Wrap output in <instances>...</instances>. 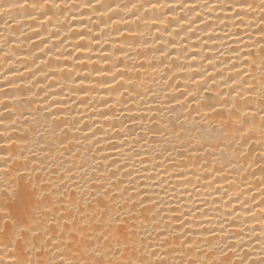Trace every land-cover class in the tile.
<instances>
[{
    "label": "bare ground",
    "instance_id": "6f19581e",
    "mask_svg": "<svg viewBox=\"0 0 264 264\" xmlns=\"http://www.w3.org/2000/svg\"><path fill=\"white\" fill-rule=\"evenodd\" d=\"M99 2L114 11L100 8L95 13L86 7H99L98 0H62V7H68L57 12L59 20L54 16L51 24L0 14V147L12 137L29 161L28 171L20 175L0 171V217H8L0 221V242L11 239L18 264H152L151 251L165 237L175 248L167 249L168 264L204 260L205 253L232 264H240L245 252L258 260L264 229L248 214L251 205L240 204L253 194L259 199L260 180L249 174L255 171L259 177V168L254 164L249 169L252 157L246 161L239 155L249 147L221 144L223 153H203L197 138L209 128L214 136L223 135L228 112L222 102L231 85L223 84L221 77L227 80L235 74L230 71L237 60L233 49L249 39L245 33L253 29L248 25L264 14L260 0H244L256 5L248 13L252 20L234 19L219 9L210 12L205 7L209 0H159L164 6L148 18L164 23L155 25L131 16L137 11L132 5L145 0ZM6 3L0 0V7ZM181 4L195 5V11ZM109 16L120 23L112 24ZM117 27L124 36L115 32ZM129 29L144 34L133 36ZM161 50L172 55L165 58ZM254 51L247 71L253 73L250 83L259 99L264 69L259 51ZM117 63L122 75L113 68ZM105 67L111 73L97 75L95 70ZM213 76L220 87L213 84ZM193 78L204 88L212 86L213 92L201 89V95L212 97L223 116L201 119L192 111L197 104L181 93L196 89ZM105 81L111 87L104 86ZM178 98L182 105L176 103ZM260 124L257 116L251 129L245 128V135H253L248 143L256 157L264 150ZM228 139L241 140L239 133ZM194 147L197 151H190ZM229 199L234 203L226 207ZM231 208L240 210L239 217L229 215ZM45 229L51 242L43 236ZM182 233L199 246L179 248ZM229 243H242L244 250L222 255L220 249ZM2 248L0 243V254ZM29 248L32 254L26 260Z\"/></svg>",
    "mask_w": 264,
    "mask_h": 264
},
{
    "label": "snow or ice",
    "instance_id": "6c2138e0",
    "mask_svg": "<svg viewBox=\"0 0 264 264\" xmlns=\"http://www.w3.org/2000/svg\"><path fill=\"white\" fill-rule=\"evenodd\" d=\"M98 3L99 7L91 3L87 4L86 7L91 8L92 11L95 13H99L100 8H107L109 11H114L111 5L105 6V4L99 2V0ZM163 6L164 5L159 3V0H145L143 4L132 5V8L136 9L137 11L131 12V16L135 17L137 20H143V23L146 25L164 23L163 20L158 21L155 18H148L149 13H152L154 16L155 10ZM185 6H187L190 10L195 11V5H179L180 8H184ZM67 7L68 5L66 3H63L62 7V0H60V2H58V0H7V3L4 6L0 7V14H3L7 17H11L12 20H18V18L27 17V19L29 20H39L41 23H44L46 20L49 24H51L54 16H56L57 20H59L57 12H62ZM205 7L209 8L210 12H216L217 9H219L220 11L231 12L233 18L238 19L248 16L249 10L255 8L256 5L246 3L244 2V0H235V3L230 2V0H225L224 3L220 4L211 3V0H209V3L205 5ZM259 8L262 10V12H264V0H260ZM141 9H143V13L141 15H137V13L140 12ZM13 12H15L14 16ZM101 15H103V13H101ZM197 17H199L198 12ZM89 19H91V17H89ZM215 19L222 20L223 17L216 16ZM248 19L252 20L251 16H248ZM108 20L111 21V23L114 25L120 23V21L115 19L114 16H109ZM124 23H128L127 19H124ZM257 24L259 25V27H254ZM248 28L253 29L252 31H246L245 33L249 37V39L240 41L241 46L239 48L233 49V53L236 55L237 60L239 61V63L237 62V60H233L231 62L230 71L235 70V74L229 75L227 80H223V78L221 77L223 84L231 85V89L227 94L228 99H225L222 102L223 107L228 112L227 118L222 121L221 125L223 127V135L214 136L212 134L211 128H209L206 130L203 136L197 138V144L199 145L198 151L203 153H207L209 149H219L221 153H223L224 149L220 147L221 144L230 145L233 143H238L240 148H243L245 146L249 147V151L247 153L241 152L239 153V155L243 157L246 161L248 157H252V160L248 162L249 169L253 168L254 164L259 168V177L256 176L255 171H251L249 173L254 178L260 180V183L256 185V187L259 188V199H257V195L253 194L251 195L250 199L240 201V204L242 207H247L251 205V207H248V214L252 216L253 220H259L261 222V228L264 229V150L260 151L258 157L254 156L253 154L256 153V149L252 148L251 145L248 143L249 141L253 140V135L251 134V131H249V133L245 135V128H248L250 130L257 116L261 118V129H264V76L261 77V94L259 99H257L254 96L256 87L254 84L250 83V81L254 79L253 73L247 71L249 67V58L255 57L256 52L254 50L259 51L261 57V67L262 69H264V14L260 16L259 21L252 20V23L248 25ZM114 30L120 36L125 35V33L122 32L119 27L115 28ZM188 30H191V25H189ZM149 31H151V29H149ZM157 31H159V29H157ZM164 31H167V26L164 28ZM128 34L133 36L139 34L142 36L144 33L132 32L129 29ZM169 35H171V33H169ZM238 35L239 34H234L235 37H238ZM253 36H256L257 39L252 40L251 37ZM79 38L81 40L84 39L83 32L79 33ZM212 38L213 37L211 36L209 37V39ZM155 39L158 41L160 37L156 36ZM113 43H116V41H113ZM141 43L143 44L144 42ZM61 44H63V41H61ZM45 46L47 45L45 44ZM76 47L78 49H82L83 45H77ZM161 55H163L165 58H168L172 54L161 50ZM77 59L80 58L77 57ZM193 59H195L194 56ZM104 62H107L106 55L104 57ZM189 67L192 68L194 67V65H189ZM252 67L255 68L256 65L253 64ZM113 68L116 70L117 73H120V75H122L119 63L113 65ZM95 71L97 75L101 76L109 75L111 73V70L107 67L99 68ZM205 71H207V69ZM116 79L117 76L112 75V81H115ZM211 80L213 84H215L217 87L221 86L217 84L216 77H211ZM103 83L104 86L111 87L110 82L105 81ZM193 83L196 84V89H189L187 93H181V95H183L185 99L191 96L192 100L189 101V103L195 101L197 107L192 109V111L196 113V116L200 117L201 119H209V117L213 115L223 116V111L220 108H217L215 104L211 103L212 97H204L201 95V89H203L204 92H213L214 89L212 88V86L209 85L207 88H204V86L201 85L198 81H196L195 78H193ZM204 83L207 84V81H205ZM12 87H16V85L13 84ZM36 95L39 96V93H37ZM220 95H223V93H220ZM198 96H200V99H197ZM176 103L182 105L184 101L178 98L176 100ZM216 103L221 102L217 101ZM256 105H259L258 110ZM6 112L11 113L12 109L7 108ZM249 114H251V116H249ZM189 117H191L193 120H195L196 118L195 116H192L191 112L189 113ZM233 117H235V119H233ZM236 133H239L241 140L237 141L235 139H228L230 134L235 136ZM261 143H264V140H262ZM15 144L16 141L12 137H7L5 139L6 146L0 147V152H2V154H0V171H3L5 174H7L8 171H15L18 175H20L21 170L25 172L28 171L29 161L25 159L23 153L20 152L18 148L14 147ZM190 151H197V148L194 147L193 149H190ZM21 161H23V163H21ZM223 167H226V165H224ZM239 167L241 170H243V164H240ZM31 171H35V169L33 168ZM3 195V193H0V196ZM241 195H247V192L241 193ZM235 199L239 200V196H237ZM143 203L144 202L141 201V204ZM230 203H234V201L232 199H229L225 202V206L227 207ZM255 211L260 212L259 217L255 215ZM232 213H235L236 217H239L240 210L238 208H231L229 210V215H231ZM205 215H207V213H205ZM7 219L8 217L6 216L0 217V221ZM119 221L120 218L117 217V222ZM243 223L246 224L248 223V221H243ZM17 227L20 226L18 225ZM31 231L36 232L37 235H39L35 227H33ZM251 231L256 232L257 229L252 228ZM214 234L215 233H213V235ZM43 236L48 237L47 229L44 230ZM183 236L184 234L182 233L181 236L177 238L179 239V248H187L189 249V251H191L193 245H195L196 247L199 246V241H189L184 239ZM48 242H51L50 237H48ZM0 243L3 244V254H0V264H6V260L7 264H18L17 258L13 250V244L11 239L7 240V242ZM261 245V255L258 260L253 259L252 252H245L244 257L240 260V264H264V241H261ZM25 247L28 246L25 245ZM33 247L37 246L33 245ZM217 247H219V245H217ZM244 247L245 246L242 243H229L224 244L223 248H221L220 251L222 255H227L228 251L238 253L240 251H243ZM168 248L175 249L174 246L169 242L168 238L165 237L161 242L160 246L151 251V256L155 258L152 261V264H168V261L164 259V257L167 255ZM40 250L43 251V249ZM31 254L32 249L29 248L25 257L26 260L28 257L31 256ZM182 254L187 255L188 253ZM204 255L206 257V259L204 260H201L198 257L196 260L189 259L187 262L174 261L173 264H232L231 261L214 260L207 258L214 255V253H205ZM27 264H33V262L31 260H27Z\"/></svg>",
    "mask_w": 264,
    "mask_h": 264
}]
</instances>
